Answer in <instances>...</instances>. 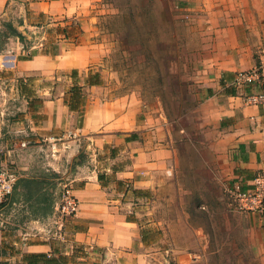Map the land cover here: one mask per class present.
<instances>
[{
    "label": "crops",
    "instance_id": "1",
    "mask_svg": "<svg viewBox=\"0 0 264 264\" xmlns=\"http://www.w3.org/2000/svg\"><path fill=\"white\" fill-rule=\"evenodd\" d=\"M180 4L183 10L195 12L200 35L210 37V54L200 80V108L215 127L214 146L225 157L228 190L232 194L238 189L247 190L258 175L264 176V105L244 101L247 93L264 91V0H180ZM8 5L9 1L0 0V12L5 13ZM31 5L33 9H26V16L38 11L39 21L45 18V12L62 10L58 0H32ZM64 19L52 17L44 22ZM39 21L28 19V24ZM22 50L21 43L0 52L2 162L19 176L6 203L5 222L0 224V264L196 261L195 256L187 254L179 228L176 233L173 218L166 214L172 210L171 197L165 191L171 178L162 168L169 161L165 157L159 161L155 155L167 150L146 148L136 135L140 126L136 101L129 98L120 102L118 97L87 100L85 96L83 109L72 110L66 102L69 97L65 87H34L27 91L22 79L41 77L44 71L40 55L19 58ZM58 67H67L64 60ZM9 70L16 72L14 92L2 74ZM248 70H257L258 76L248 83L239 82L238 74ZM38 80L34 77V81ZM83 137L92 140L93 155L101 168L75 183L73 192L79 199V208L66 220L63 234L48 240L43 236L26 240L6 229L11 223L10 198L23 177L38 171L45 159L43 152L46 164L49 159L53 161L51 149L61 150L66 145L67 151L73 152ZM107 152L114 155L104 164ZM231 208L246 220L245 236L253 242L264 264V216L239 210L235 200ZM33 253L46 256L31 257Z\"/></svg>",
    "mask_w": 264,
    "mask_h": 264
},
{
    "label": "rangeland",
    "instance_id": "2",
    "mask_svg": "<svg viewBox=\"0 0 264 264\" xmlns=\"http://www.w3.org/2000/svg\"><path fill=\"white\" fill-rule=\"evenodd\" d=\"M7 1V11L0 12V52L21 45L7 27L13 21L31 41L30 49L22 50L19 58L40 55L44 71L41 77L22 79L24 89L56 90L60 86L71 98V89L78 83L87 100L133 98L140 107L136 135L143 146L167 150L155 155L159 161L164 157L169 161L162 168L171 178L165 191L171 197L172 210L166 214L173 218L176 233L179 228L187 254L195 256L198 264H262L253 242L245 236L246 220L231 208L235 197L227 187L225 157L215 148V127L200 108V80L210 54V37L200 35L195 12L183 10L180 0H58L62 10L45 12L44 19L77 14L85 32L78 47L62 42L60 54L51 56L42 53L40 42L56 32L28 24V19L39 21L38 11L26 16V9H33L32 0ZM108 13H118V19L108 22L104 16ZM146 16L150 17L148 26L144 25ZM111 30L118 32V55ZM62 60L67 67H58ZM90 66L102 73L100 87L85 84ZM72 69L79 70L78 79L72 77ZM2 74L14 92L16 72ZM65 147L51 149L53 161L46 164L43 152L45 159L38 171L18 183L9 201L11 223L6 229L26 240L53 237L62 191L73 189L77 181L101 168L90 138L78 141L73 152ZM113 155L105 153L102 163H109Z\"/></svg>",
    "mask_w": 264,
    "mask_h": 264
},
{
    "label": "built area",
    "instance_id": "3",
    "mask_svg": "<svg viewBox=\"0 0 264 264\" xmlns=\"http://www.w3.org/2000/svg\"><path fill=\"white\" fill-rule=\"evenodd\" d=\"M258 76L257 70L242 71L238 74L239 82L248 83ZM249 105H264V91H252L246 94L244 99ZM25 143H23L24 145ZM53 148L55 144L52 145ZM18 173L2 162V148L0 147V224L5 222V207L18 182ZM236 205L239 210L258 213L264 216V176L258 175L251 188L247 190L238 189L234 193ZM79 208V199L73 189L66 187L60 196L57 205L59 220L54 235L61 236L66 226V220L75 215ZM191 264H198L194 261Z\"/></svg>",
    "mask_w": 264,
    "mask_h": 264
},
{
    "label": "trees",
    "instance_id": "4",
    "mask_svg": "<svg viewBox=\"0 0 264 264\" xmlns=\"http://www.w3.org/2000/svg\"><path fill=\"white\" fill-rule=\"evenodd\" d=\"M115 6V5H113ZM29 13V11H28ZM105 18H107V21L118 19V13L111 14L108 13L104 15ZM79 17L77 15L73 17H66L64 20L61 21H46L44 22V19L36 23L37 27L46 28L48 31H55L56 36L48 37L47 39H43L40 42L42 52L50 54L52 56L58 55L60 53L61 49V43L63 41L70 42L74 46L79 45L81 42V35L84 33V28L81 24V22L78 19ZM145 22L144 25L148 26L150 23V17L147 16L144 18ZM20 24L24 23V18H21L19 20ZM11 31L13 35H16L20 42L23 45V49L27 50L30 49V40L28 39L27 35L18 28L14 27L13 21H9L7 26ZM101 32V31H100ZM109 34L112 35V40L115 43V52L116 55H118V32L116 31H109ZM33 53H29L26 56H23L24 59L32 58ZM116 63H114L115 66ZM79 70L78 69H72V77L74 79H78ZM86 84L87 85H101L103 84L102 79V73L100 70L95 69V67H89L88 70V76L86 78ZM71 91L73 92V95L71 98L67 99L66 102H68V105L72 110H82L83 106L85 104V95H83V87L79 85L78 83H74ZM31 257H45V254L41 253H33L30 255Z\"/></svg>",
    "mask_w": 264,
    "mask_h": 264
}]
</instances>
